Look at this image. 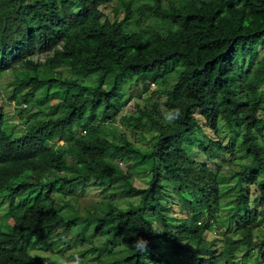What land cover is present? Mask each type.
Here are the masks:
<instances>
[{
  "label": "trees",
  "instance_id": "obj_1",
  "mask_svg": "<svg viewBox=\"0 0 264 264\" xmlns=\"http://www.w3.org/2000/svg\"><path fill=\"white\" fill-rule=\"evenodd\" d=\"M261 47L264 0H0V79H18L0 88V224L12 221L0 264H51L54 252L58 264L235 261L221 242L264 264ZM126 83L157 84L126 123L151 132L148 148L117 122ZM3 106L19 125H3ZM221 123L250 159L231 173Z\"/></svg>",
  "mask_w": 264,
  "mask_h": 264
},
{
  "label": "rangeland",
  "instance_id": "obj_2",
  "mask_svg": "<svg viewBox=\"0 0 264 264\" xmlns=\"http://www.w3.org/2000/svg\"><path fill=\"white\" fill-rule=\"evenodd\" d=\"M39 56H37L36 58H38ZM259 57L262 58L264 57V47H261L259 49ZM40 59V58H39ZM64 70V74L68 75L70 73V70L66 67L63 68ZM18 84V79H16L12 74H6L4 75L1 79H0V88L1 87H10L13 85ZM155 89H157V84L155 86H152V84H150V88H148L147 92L142 93L141 87L140 86H135L133 84H125L124 85V98L122 101L123 107L121 112L118 115V124L122 126L123 130H125L130 139L136 143H138L140 146H142L143 148H148L151 145V132L149 131H144L143 133L140 131H136L133 130L131 128H127L126 127V123L128 120V116H130V114H136V110H135V106L134 104L137 101H143L145 103H147L149 105V102L151 101L152 98H154V95H152L153 91H155ZM2 98H0V104L2 103L1 101ZM161 100L163 101L164 98H161ZM3 110V112L5 113V117H4V121H3V125L5 126H9V125H13V124H18L19 121V117L17 116V113L14 112L13 107L9 108V110H6V108L3 106L1 108ZM5 109V110H4ZM262 117H264V112H262L261 114ZM197 118L201 120V116L199 114H197ZM21 127V126H19ZM15 128V134L16 133H20V129ZM199 135H203L205 138V134L204 132L202 133L201 131H198ZM219 136L222 139V142L227 145L229 143V141L231 139H234V143H235V147H236V151L234 154H230L228 155L229 159H233V164L231 166L228 167V172H234L237 170H240L241 165L244 164H248L250 162V159L247 158L246 156V149H244L241 146V140L239 138H237V133L233 130H231L230 128H228L224 123H221V126L219 127ZM194 156L196 158H203L204 154L202 149L200 148L199 144L196 145L195 151H194ZM150 157H146V159L144 160V162H146V160L148 162H150ZM222 164V163H221ZM130 165L129 163H127V165L125 164L123 167H121L120 171L123 172L125 169H127V166ZM148 165V164H146ZM222 168H226V165L222 166ZM148 173H140L139 175L135 176V183L138 186L144 187L148 184ZM235 182V179L232 180V183ZM255 185H250L249 187V191L251 193V196L254 197L257 194V191L255 189ZM79 197V199H85L87 202L90 199H96L97 197H99V191L96 189H92V188H87L85 190H83L82 188L78 189V195L77 198ZM173 201L175 202L173 206V213H177V205H176V199L174 197ZM167 209L168 208L164 205L163 209ZM170 211V210H169ZM187 212L183 211L182 215H186ZM171 222L173 224H176L178 222H180V217L177 216V214L175 215V217L170 219ZM11 223L12 221H10L9 219H5L1 222L0 226L5 230L8 231L11 228ZM261 227L264 229V224L261 225ZM260 227V229H262ZM262 229V230H263ZM256 236H259V229H256ZM219 238L222 237V235L218 232V231H212L207 235V238L210 239H214V238ZM126 238L128 240L132 239V236L130 234H127ZM99 241V240H97ZM221 245V253H223L224 255L227 256H231L234 255L235 256V261L229 263V264H240V261L244 260L242 254L240 253H236V247L234 245L231 244H223L222 242L220 243ZM126 245H123V247H125ZM165 248H168V245L165 246ZM255 251H252L251 254H254ZM237 255V256H236ZM52 256V261L51 264H58L59 261L63 260L62 258L59 257V255L54 252L51 253Z\"/></svg>",
  "mask_w": 264,
  "mask_h": 264
},
{
  "label": "clouds",
  "instance_id": "obj_3",
  "mask_svg": "<svg viewBox=\"0 0 264 264\" xmlns=\"http://www.w3.org/2000/svg\"><path fill=\"white\" fill-rule=\"evenodd\" d=\"M169 119H171V116H169ZM135 247L139 251H145L147 248V241H144L143 239L138 240Z\"/></svg>",
  "mask_w": 264,
  "mask_h": 264
},
{
  "label": "built area",
  "instance_id": "obj_4",
  "mask_svg": "<svg viewBox=\"0 0 264 264\" xmlns=\"http://www.w3.org/2000/svg\"><path fill=\"white\" fill-rule=\"evenodd\" d=\"M152 85H154V84L152 83Z\"/></svg>",
  "mask_w": 264,
  "mask_h": 264
}]
</instances>
